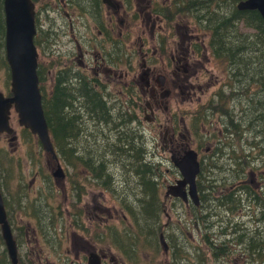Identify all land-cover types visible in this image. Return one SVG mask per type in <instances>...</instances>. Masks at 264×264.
I'll return each instance as SVG.
<instances>
[{
	"label": "flooded vegetation",
	"instance_id": "obj_1",
	"mask_svg": "<svg viewBox=\"0 0 264 264\" xmlns=\"http://www.w3.org/2000/svg\"><path fill=\"white\" fill-rule=\"evenodd\" d=\"M32 1L36 9L35 42L37 46L41 41L48 44L44 50L47 59L43 69V99H51L56 88H68L73 96L70 107L79 112L78 136H85L89 143L92 142L91 153L85 152L82 145L77 150L80 156V163L76 165L77 178H88L87 182L103 191L106 201H118L120 209L115 212H120L123 220H132L126 205L136 197L125 195L127 189L136 195L129 182L134 180L133 173L128 170L132 167L125 166L124 159L116 157L110 149L114 139L118 142L121 136H117L118 133L132 129L145 141L147 155L144 160L148 159L159 168L156 176L164 205L159 215V228L154 231H137L132 222V228L115 230L113 225H108L94 236L89 234L88 228L82 229L85 236L98 241L92 244L75 237L73 259L69 256L70 247L65 245L64 232L68 234L65 228L62 234H41L51 246L47 251L43 248L30 250L38 258V264H44L42 260L46 264H57L49 258L54 252L60 255L61 264H90L91 260L99 264H201L204 260L205 264H264V70L260 69L259 73L255 68L257 59L264 60V53L242 52L235 60L225 52L219 54L216 30L210 32L202 22L200 30L203 33L197 34L196 43L191 42L188 30L179 33L178 15L194 9L195 0H138L140 32L134 26L137 22L130 20L132 12L128 10L132 7L128 0L127 6L120 0H113L114 5L104 0ZM241 1H223L224 17L234 14L231 19L235 29H225L223 35L226 36L220 41L227 35L253 41V36L259 35L258 24L244 15L253 18L251 12L258 10L239 9ZM168 2L173 5H167ZM234 8L244 15L241 19H237ZM43 12L48 13V28L41 39L39 26H43ZM52 12L56 16H52ZM116 18L120 30L114 37ZM239 23L254 32L236 35ZM126 25L131 29L126 38L138 32L140 40L138 50L127 53L125 48L130 41L123 38L122 30ZM84 27L98 28V35L85 37L86 32L82 34L80 29ZM261 36L263 38L264 33ZM83 37L86 46L80 40ZM62 46L66 47L62 49ZM208 50L215 60L221 61V70L228 78L223 85H218L213 95L207 93L217 85L218 74L211 72L207 81V73L200 72L204 67L202 57ZM90 56L93 60L86 64L85 57ZM247 57L254 61L253 64H247ZM205 60H209L208 56ZM240 67L244 69H238ZM259 74H262L260 79ZM118 85L119 95L115 97ZM10 91L11 81L9 92H2L9 96ZM199 91L202 96L198 97L201 99L195 107L193 100ZM6 134L11 139V135ZM189 150L197 153L201 164L196 179L200 205H194L190 196L185 201L166 194L170 185L183 178L176 162ZM106 151L111 153V161ZM117 152L125 154L129 150ZM103 157L105 164L101 166L87 164ZM115 161L121 164L111 165L110 162ZM99 170L100 176H97L95 172ZM82 173L85 174L83 179ZM67 175L65 169L63 179H67ZM115 189L119 191L114 192ZM75 191L81 205L83 185ZM93 202L94 209L99 211L96 216L105 219L102 212L109 214V206L97 199ZM168 204L171 213H168ZM80 211L79 225L83 227L81 217L86 211L82 208ZM107 216L113 217V214ZM163 216L168 218L165 223H162ZM14 236L18 243L15 231ZM20 260L23 263V257H19ZM27 264L37 263L29 260Z\"/></svg>",
	"mask_w": 264,
	"mask_h": 264
},
{
	"label": "rangeland",
	"instance_id": "obj_2",
	"mask_svg": "<svg viewBox=\"0 0 264 264\" xmlns=\"http://www.w3.org/2000/svg\"><path fill=\"white\" fill-rule=\"evenodd\" d=\"M118 1V0H117ZM121 2L125 3L126 0H120ZM223 1L224 0H213V6H217V8L223 9ZM138 0H128V3L131 5V9L128 10L129 12H132L130 20L131 22H137L134 26L136 27V30L138 32L141 31V28L139 27L140 22V15L138 13L137 5ZM126 4V3H125ZM167 5H173V3L168 2ZM127 6V4H126ZM128 8V7H127ZM201 13V9L196 11L194 9H191L189 13H183L178 15V22L180 23L178 25L179 33L188 30L191 32L189 36L192 37L191 42L195 41L194 43L198 42L199 38H196L198 36V33H203L200 30L201 27V20L199 18V15ZM52 16H56L55 12L51 13ZM134 15V16H133ZM137 16V17H136ZM43 26H39L40 31V38L42 39L43 34L47 31L48 24H47V17L48 13L43 12L41 14ZM135 17V18H134ZM60 17L58 15L57 21L58 23ZM115 29L113 36L116 37L120 30V23L119 19L116 18L115 20ZM240 24V29L236 33V35L240 34V32H254L252 29H249L248 27H245L244 25ZM82 34L86 32L85 37H95L98 35L97 29L91 30L89 27L80 28ZM123 30V38L130 41L127 43L126 53L132 52L134 50H138V46L140 44L139 37H137L138 32L134 33L132 36L130 35L129 38H126V35L131 32V29L126 25ZM207 31V30H206ZM211 32V29H210ZM209 33V32H208ZM210 35V34H209ZM85 37L83 39H80L82 44H86L84 42ZM199 37V36H198ZM89 38V39H90ZM178 39L180 40L179 36ZM242 39V38H241ZM246 41V39H245ZM68 45V44H67ZM48 46L46 43L40 42L38 45L39 49V62L40 67L43 68L45 64V60L47 59V56L44 53L45 48ZM86 46V45H85ZM56 47H60L56 45ZM66 46H62V49H64ZM61 50V48H59ZM57 55L58 54H54ZM205 56H208L209 60H205ZM202 57V62L204 63L202 66L203 69H201L200 72H206L207 73V81L210 79L211 72H216L218 74V77L216 78L217 85L210 88L209 92L207 94L213 95L216 90H218V85L221 86L225 83L224 80H227L228 78L224 74V72L221 70L223 68V64L221 61L215 60L213 53L211 50H208L206 55ZM6 58L5 49H2L1 55H0V90L1 91H7L9 92L10 89V68L9 65L4 63L3 58ZM93 60V56L85 57L84 62L88 64L89 61ZM245 61H247L245 59ZM215 63L218 66H214ZM77 66L84 70L83 67H80L78 64ZM40 68V69H41ZM88 68V67H87ZM238 69H244V67H240ZM208 70V71H207ZM41 73L43 74V71L41 69ZM196 84V82H195ZM119 85L116 86L115 89V97L119 95ZM228 92H231L230 90ZM202 94L199 91L198 94L195 96L193 102H195V107L198 105V102L201 98ZM117 100V98H115ZM11 123L14 127L16 134L18 135V139L11 141L9 139V135L6 133L0 134V159H2V162L0 163V175H3L4 178H0V185L2 188L3 195L8 202V206L12 210V214L14 212V218L13 221L17 224L24 227L22 229L23 234H20L18 236L19 240V257H23V263L21 264H27V262L30 260L31 262L35 261V263L38 262V258L35 254H32L30 250L36 249H46L49 247L50 242L45 241L41 238V234H44L43 230L40 228L38 220L30 215H27L24 212H18L17 210H14V206L16 205V195L20 192L21 196L25 197L26 200L23 203V206L28 203L33 202L34 199L40 197V191L41 190H48L50 189V186L53 189V194L49 195V197L42 198V205L43 209H47L46 213L48 214L50 212L49 208L52 206L58 213L61 212L62 216H64L65 219V226L62 228H65L68 232V234H65V232L60 229L55 231L54 229L51 231L52 234L58 233L62 234L64 232V240L65 245L70 247V253L69 256L71 259L74 258L75 252L72 250V247L74 246V238L76 237L78 240H88L90 243L94 244L95 241H98L97 238H91L89 236H85V232L82 229H89V234L94 236L95 232H103V230L108 225H113L115 230H121L124 228H132L131 222L133 220H123V218L120 216L122 215L120 212H115L120 209V204L118 201L109 200L106 201L103 197V191L101 189H98L93 185V183H89L88 178L85 180H82L83 190H84V196L83 200L81 201V205L79 202V198H77V193L75 189L72 187V179L75 177V174L79 172L78 168H75L68 164V162L61 160V163L63 167L67 170V179H63L61 177L54 176V171L56 168V161L53 159L52 155L50 153L44 151L43 147L39 146L38 139L34 135H29L19 124L18 121V114L13 110L11 113ZM120 134L118 133L117 136ZM116 136V137H117ZM115 138V136H114ZM110 139L109 142L112 143V140ZM92 142L89 143V141H83L82 149H85V152L91 153L92 145H90ZM150 144H153L151 141H149ZM79 145V146H81ZM120 160V159H118ZM121 161V160H120ZM110 162L111 165L121 164V162ZM128 160L124 159V164L127 163ZM155 163H158L155 161ZM127 165V164H126ZM81 166V165H80ZM84 167V166H82ZM128 167V166H127ZM130 171V168H128ZM162 170H165V167L162 168ZM13 171V174H9ZM85 176L84 173L81 174V179H83ZM12 177V178H9ZM49 177L50 179H48ZM46 179L48 181H46ZM50 180V181H49ZM162 182V178H161ZM20 184V185H19ZM81 185V183H79ZM122 189L121 187L119 190ZM119 190L115 189L114 192H118ZM163 193L165 191V187L162 185ZM24 193H27V196L24 195ZM127 197L134 198L135 195L131 193V190L127 189V192L125 193ZM134 196V197H132ZM116 198V195H115ZM98 200L100 202H103L105 205L109 206L111 212L109 214H106L107 211H103V215L105 219H99L96 214L99 213V211L94 207L95 202L93 200ZM12 205V206H11ZM48 206V207H47ZM83 206V207H82ZM168 213H171L170 210L171 205H169ZM28 207V206H27ZM13 208V209H12ZM80 208L83 209V211H86V214H82L81 217V223L83 224V227H78L73 222V214H79ZM96 213V214H95ZM106 214V215H105ZM113 217H108L107 215H112ZM81 215V214H80ZM46 220H50L48 215L45 217ZM45 220V219H44ZM43 220V221H44ZM168 220L167 216H163L162 223H165ZM174 221L177 223L178 220L174 219ZM99 225V226H98ZM98 226V227H97ZM52 226H49V229H52ZM41 230V232L39 231ZM69 230V231H68ZM79 230V231H76ZM97 230V231H96ZM25 233V234H24ZM17 234V233H16ZM1 235V230H0ZM85 237H83V236ZM2 236V235H1ZM99 244V243H97ZM51 246V245H50ZM3 245H0V252H3ZM53 251V248H52ZM54 252V251H53ZM55 255L50 256V261L53 262L54 260L57 262V264H61L59 262V257L57 253L54 252ZM44 257V255H43ZM8 259L9 256H8ZM42 263L46 264V261L42 260Z\"/></svg>",
	"mask_w": 264,
	"mask_h": 264
},
{
	"label": "trees",
	"instance_id": "obj_3",
	"mask_svg": "<svg viewBox=\"0 0 264 264\" xmlns=\"http://www.w3.org/2000/svg\"><path fill=\"white\" fill-rule=\"evenodd\" d=\"M208 2V3H207ZM234 7V6H233ZM201 9L204 13L199 15V18L201 19L202 24L207 29H215L217 32V48L219 50V54H223L224 52L230 56V58L234 59L236 58V55L238 53H244V54H254V53H264V37L262 38V33H264V20L262 16L260 15L259 11H252L251 13L254 15L252 18L251 15L247 18L249 21L255 20L254 23L258 24V30L259 35L253 36V41H245L242 39L237 38V36L233 35H227L226 39H223V41H220L219 39L223 36V31L225 29L234 31L235 25H233L232 17L233 15L227 14L226 17H224V7L223 9L217 8V6H213V0H195L194 10L198 11ZM235 14L238 16L237 19H241L240 16L241 13L237 10H235ZM203 17V19H202ZM205 17H207L206 20ZM251 17V18H250ZM236 19V20H237ZM246 19V20H247ZM247 20V21H248ZM208 24V25H207ZM223 29V30H222ZM5 35H6V23H5V11L3 6V0H0V55L2 52V49H5ZM37 44V42H36ZM256 59V58H255ZM4 63L8 65V62L6 58H3ZM247 60H249V57H247ZM257 65H255V68L257 71L260 72V69L264 70V60L260 57L256 60ZM254 61L249 60L248 63H252ZM253 64V63H252ZM250 64V65H252ZM41 68V67H40ZM38 69V74L40 78V84H41V91L43 95V81H44V66L42 69L43 74L41 73V69ZM264 75V74H263ZM262 77V74H259L258 78L260 79ZM79 92L76 91L75 95H78ZM73 96L69 94L68 88H56L53 97L51 99H43V107L46 115L47 122L49 124L50 133L52 136V140L54 143V146L57 150V153L60 156V159H65L69 165L76 168V165L80 163V156L77 154V150L80 148L79 145L83 143V141H87L84 137L78 136L77 131V123L78 122V115L79 112L77 110H74L70 106V101L72 100ZM91 103V102H90ZM89 103V106H90ZM89 108V107H88ZM92 110L91 108H89ZM29 135L34 134L29 130H25ZM121 136L118 138V142L114 139V145L110 146L111 150H114V155L116 157L126 159L128 160L127 163H125V166H131L132 169H130V172L134 175V180L129 181L132 182V187L134 188L135 197L136 200L132 201V203L127 204L126 208L130 216L132 218V223L134 224L133 229H136L137 231H150V230H156L159 228V220H160V214L163 212V201L160 197V186L159 182L157 180L156 173L159 170L158 166L154 165L151 161L148 159L144 160V157L147 155V147L145 145V141L143 140V137H141L140 134L136 133L134 130L130 129L127 131H121ZM38 139L39 146L42 147L41 142L37 135H35ZM129 150L128 153H118V150ZM107 155L109 154V158L111 157V153L109 151H106ZM51 155V154H50ZM89 157V156H88ZM90 158V157H89ZM111 161V158H110ZM2 162V159H0V163ZM85 163V162H84ZM88 165H97L101 166L105 164V158H100V160H97L95 163L87 162ZM127 164V165H126ZM103 171V170H102ZM100 170L96 171V175L100 176ZM9 174H13V171ZM0 178H6L3 175H0ZM12 178V177H9ZM49 179V178H48ZM51 180V179H50ZM49 180V181H50ZM46 181H48L46 179ZM79 183L82 184V180L77 178V175L75 174V177L72 179V187L74 189L80 188ZM20 185V184H19ZM53 194V189L50 186V189L44 191H40V197L33 200V202L28 203L23 206V203L26 198L21 196L20 192L18 195H16V205L14 206V210H17L18 212H24L27 215L35 217L40 225V228L43 230L44 234L51 233V231L54 229L57 231L58 229L62 230L65 219L64 216H62L61 212H55L54 208L51 206L49 208L50 212L47 214L46 210L43 209L42 205V198L49 197V195ZM25 196H27V193H24ZM127 197V196H126ZM5 205L8 212V218L12 225L13 230L15 231L16 238L18 240V236L20 234H23L22 229L24 227L20 226L13 221L14 218V212L12 214V210L8 206V202L6 201L5 197ZM126 202H124L125 204ZM195 205V204H194ZM12 206V205H11ZM48 207V206H47ZM13 209V208H12ZM48 215L50 220H46V216ZM73 222L76 226L80 227V214H73ZM45 219V220H44ZM16 220V219H15ZM44 220V221H43ZM49 226H52V229H49ZM1 230V229H0ZM41 232V230L39 229ZM25 234V233H24ZM19 242V240H18ZM19 244V243H18ZM0 245H3V252H0V264H11V260L8 259V254L5 248V243L0 235ZM207 262L206 260L202 261L201 264H205Z\"/></svg>",
	"mask_w": 264,
	"mask_h": 264
},
{
	"label": "water",
	"instance_id": "obj_4",
	"mask_svg": "<svg viewBox=\"0 0 264 264\" xmlns=\"http://www.w3.org/2000/svg\"><path fill=\"white\" fill-rule=\"evenodd\" d=\"M114 5L113 0H104ZM6 58L11 72L12 94L6 96L0 91V133L11 135V141L17 139L11 125L12 109L18 113L19 124L37 135L44 151L50 153L56 161L54 176L64 177L65 169L54 146L49 124L46 119L43 97L38 75L39 53L35 43L37 34L36 9L32 0H5ZM242 10H258L264 19V0H242L238 4ZM183 178L167 188L166 194L181 197L188 201L189 196L195 205L201 204L196 183L201 172V164L194 150L176 162ZM188 186V188H187ZM0 229L12 264H20L18 243L14 236L0 185ZM163 243L166 245L165 241ZM90 264H99L90 261Z\"/></svg>",
	"mask_w": 264,
	"mask_h": 264
},
{
	"label": "bare ground",
	"instance_id": "obj_5",
	"mask_svg": "<svg viewBox=\"0 0 264 264\" xmlns=\"http://www.w3.org/2000/svg\"><path fill=\"white\" fill-rule=\"evenodd\" d=\"M184 2H186V1H184ZM184 2H183V3H184ZM178 4H179V3H178ZM180 5H181V4H180ZM181 6H182V5H181ZM182 8H184V7H182ZM185 10H186V8H185ZM39 66H40V64H38V69H39ZM37 72H38V70H37ZM3 196H4V195H3ZM178 255H179V254H178ZM178 257H179V256H178ZM178 257H177V258H178ZM180 257H181V256H180ZM180 257H179V258H180ZM177 260H178V259H177Z\"/></svg>",
	"mask_w": 264,
	"mask_h": 264
}]
</instances>
